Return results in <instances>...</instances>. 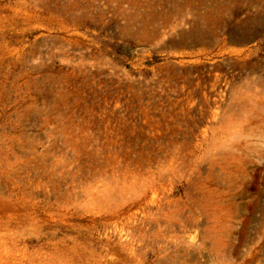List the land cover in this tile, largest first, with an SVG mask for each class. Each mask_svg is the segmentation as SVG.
<instances>
[{
    "label": "rangeland",
    "instance_id": "rangeland-1",
    "mask_svg": "<svg viewBox=\"0 0 264 264\" xmlns=\"http://www.w3.org/2000/svg\"><path fill=\"white\" fill-rule=\"evenodd\" d=\"M262 21L0 0V264H264Z\"/></svg>",
    "mask_w": 264,
    "mask_h": 264
},
{
    "label": "bare ground",
    "instance_id": "bare-ground-1",
    "mask_svg": "<svg viewBox=\"0 0 264 264\" xmlns=\"http://www.w3.org/2000/svg\"><path fill=\"white\" fill-rule=\"evenodd\" d=\"M262 23H263V21H262ZM199 39H200V37H199L198 34H194L192 32H189V33H181V35L178 38V40L177 41H174V44L185 45L187 43H192V42L197 41Z\"/></svg>",
    "mask_w": 264,
    "mask_h": 264
}]
</instances>
